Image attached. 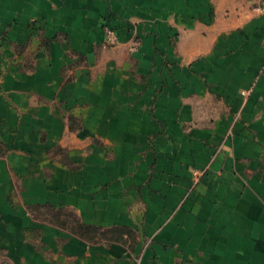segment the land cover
<instances>
[{"label":"crops","instance_id":"1","mask_svg":"<svg viewBox=\"0 0 264 264\" xmlns=\"http://www.w3.org/2000/svg\"><path fill=\"white\" fill-rule=\"evenodd\" d=\"M263 3L0 0V258L264 264Z\"/></svg>","mask_w":264,"mask_h":264},{"label":"trees","instance_id":"2","mask_svg":"<svg viewBox=\"0 0 264 264\" xmlns=\"http://www.w3.org/2000/svg\"><path fill=\"white\" fill-rule=\"evenodd\" d=\"M32 214L34 217L41 221L52 222L61 227L68 228L79 236L92 241L97 242L101 240H124V236L127 235L131 239H135V232L128 228L122 226H115L111 228H102L100 226L91 225L83 223L75 213H73L76 224H69L64 217H62L63 213H65L66 208L56 209L50 204H38L32 206ZM70 213V212H69Z\"/></svg>","mask_w":264,"mask_h":264},{"label":"built area","instance_id":"3","mask_svg":"<svg viewBox=\"0 0 264 264\" xmlns=\"http://www.w3.org/2000/svg\"><path fill=\"white\" fill-rule=\"evenodd\" d=\"M257 10L259 12L264 13V3L257 7ZM105 38H106V44L108 45H115L118 42V37L116 34V31L113 28L107 27L105 29Z\"/></svg>","mask_w":264,"mask_h":264},{"label":"rangeland","instance_id":"4","mask_svg":"<svg viewBox=\"0 0 264 264\" xmlns=\"http://www.w3.org/2000/svg\"><path fill=\"white\" fill-rule=\"evenodd\" d=\"M73 213L74 212L72 210H66L65 213L62 214L63 215L62 217H64V219L69 221L68 222L69 224H72V223L76 224ZM0 264H12V263H10L6 258L2 257L0 258Z\"/></svg>","mask_w":264,"mask_h":264}]
</instances>
